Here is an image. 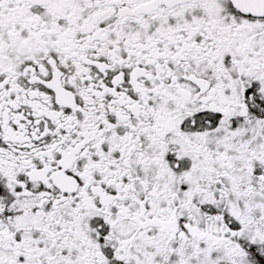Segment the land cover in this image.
I'll return each instance as SVG.
<instances>
[{"label": "snow or ice", "instance_id": "snow-or-ice-1", "mask_svg": "<svg viewBox=\"0 0 264 264\" xmlns=\"http://www.w3.org/2000/svg\"><path fill=\"white\" fill-rule=\"evenodd\" d=\"M0 264H264V0H0Z\"/></svg>", "mask_w": 264, "mask_h": 264}]
</instances>
